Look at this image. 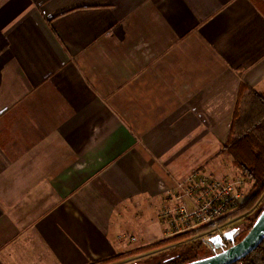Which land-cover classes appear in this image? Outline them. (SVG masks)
I'll return each instance as SVG.
<instances>
[{"label":"crops","instance_id":"0c3cea01","mask_svg":"<svg viewBox=\"0 0 264 264\" xmlns=\"http://www.w3.org/2000/svg\"><path fill=\"white\" fill-rule=\"evenodd\" d=\"M242 84L264 95V0H0V264L169 239L168 193L233 160Z\"/></svg>","mask_w":264,"mask_h":264},{"label":"trees","instance_id":"16d2710c","mask_svg":"<svg viewBox=\"0 0 264 264\" xmlns=\"http://www.w3.org/2000/svg\"><path fill=\"white\" fill-rule=\"evenodd\" d=\"M248 91V87L242 84L241 96L231 123L229 138L224 144L223 149V153L233 158L236 167L242 173V177L253 184L248 201L238 210L243 215L250 214L258 209L264 201V95L249 91L253 97L246 103L244 95ZM241 103H244L242 110L240 109ZM263 209L264 207L258 211L259 213L255 219L248 217L247 221L239 227L244 235L250 232ZM225 222H227V219L221 223L225 224ZM194 236L195 234H183L164 239L155 245L146 246L135 252L118 254L107 260L93 264H115L132 258L135 255L145 254L182 243L184 244L172 249V252H179L176 256L160 264H187L211 256L212 252L208 254L204 253L205 245L201 240H193ZM236 264H264V242L255 252Z\"/></svg>","mask_w":264,"mask_h":264},{"label":"built area","instance_id":"2783aa9c","mask_svg":"<svg viewBox=\"0 0 264 264\" xmlns=\"http://www.w3.org/2000/svg\"><path fill=\"white\" fill-rule=\"evenodd\" d=\"M186 182L168 194L176 204L162 213L168 226L166 234L168 237L195 234L193 240H201L211 250L210 239L222 235L225 230L221 222L231 220L248 201L250 196L245 193V182L221 180L202 172L193 173Z\"/></svg>","mask_w":264,"mask_h":264},{"label":"water","instance_id":"95a60500","mask_svg":"<svg viewBox=\"0 0 264 264\" xmlns=\"http://www.w3.org/2000/svg\"><path fill=\"white\" fill-rule=\"evenodd\" d=\"M242 234L239 228L226 229L210 239L211 256L187 264H236L247 258L264 242V209L250 232Z\"/></svg>","mask_w":264,"mask_h":264},{"label":"rangeland","instance_id":"374dc122","mask_svg":"<svg viewBox=\"0 0 264 264\" xmlns=\"http://www.w3.org/2000/svg\"><path fill=\"white\" fill-rule=\"evenodd\" d=\"M243 105H244V103H241V108H240L241 110H242V106ZM221 168L225 172L224 173L225 175L224 176H219L218 179H221V180L230 179V180H233V181L237 180V179H241V180H243V182H245V187H244L245 188V193L246 194L249 193L248 194L249 196L251 195V191L253 189V184L249 180H247V179L242 177V173L236 167V165L234 163V160H232L231 158L225 159V161L223 162V165L221 166ZM209 175H211V174H209ZM191 176L192 175H190L184 182L179 183L177 188L179 186L183 185L184 183L186 184L187 183L186 181ZM173 195H175V193H173ZM169 201L175 202V200H171V199H169ZM263 207H264V201L261 203V205L259 206L258 209H256L255 211L251 212L250 214L243 215V214H240L239 212L235 213L231 220L225 222V224H224L225 230L226 229H237V228L241 227L247 221L248 217H251V218L255 219L257 214L259 213L258 211L261 208H263ZM168 208L169 207H166L163 212H165ZM165 225H167L166 222H165ZM169 238H172V237H169ZM185 243H187V242H185ZM155 244H157V242H155L154 244H150V245H155ZM182 244H184V243H182ZM182 244H180V245H182ZM137 245L138 244H134L133 246H137ZM180 245H176V246L171 245V246H168L167 248L158 249L156 251L154 250V251L142 254L140 256H136L135 255L132 258H129V259L125 260V261L118 262V263H115V264H160V263H163V262L169 260L170 258L176 256L179 252L178 253H175V251L172 252V249H174V248H176L177 246H180ZM135 251L136 250H134L132 252H135ZM176 251H177V249H176ZM210 252H212V251L209 250V249L204 248V253L208 254Z\"/></svg>","mask_w":264,"mask_h":264},{"label":"flooded vegetation","instance_id":"af4514ba","mask_svg":"<svg viewBox=\"0 0 264 264\" xmlns=\"http://www.w3.org/2000/svg\"><path fill=\"white\" fill-rule=\"evenodd\" d=\"M242 235H244V233ZM238 241H240V240H238Z\"/></svg>","mask_w":264,"mask_h":264}]
</instances>
